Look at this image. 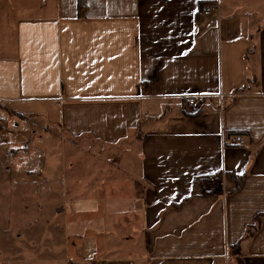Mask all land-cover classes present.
<instances>
[{"label": "crops", "instance_id": "crops-1", "mask_svg": "<svg viewBox=\"0 0 264 264\" xmlns=\"http://www.w3.org/2000/svg\"><path fill=\"white\" fill-rule=\"evenodd\" d=\"M79 1L0 0L6 262L264 264V0Z\"/></svg>", "mask_w": 264, "mask_h": 264}, {"label": "rangeland", "instance_id": "rangeland-1", "mask_svg": "<svg viewBox=\"0 0 264 264\" xmlns=\"http://www.w3.org/2000/svg\"><path fill=\"white\" fill-rule=\"evenodd\" d=\"M14 124H15V121L13 120L11 122V125L10 126L12 127V130L14 132L18 133V131L20 130V128L14 127ZM49 144H52L51 146H49V148H51L52 150H54L56 152H59L60 151L61 148H60V145L58 143H56V142H53V143L50 142ZM13 145H16V144L13 142ZM58 158L60 159V156H58ZM11 160L13 162H11ZM23 161H24V159L21 158V157H9L8 156L7 158H5L4 155L0 156V186L7 183L6 177H8V175H9V169L16 168L15 165L17 164V162L22 164ZM2 162H3V164H2ZM6 192H9V189H6ZM0 207L2 208L3 207V204H1ZM11 223H12L13 226L9 224L8 220H4V219H1L0 220V230L1 231L4 230V232L1 233V234L4 235L3 237H1V239L5 240L4 245L6 246L7 245L6 239L7 238H11V240L13 241V239H12L13 235H11V234H12L13 231H15V238H14V241L15 242L13 241V243H14V245H16V249L17 250L23 251L22 247L24 245V238H20V237L17 238L16 237V234H19V232H21V233L23 232L22 230H18L19 229L18 225H21V223H20V221H12ZM10 228H12V230ZM20 229H22V228H20ZM37 233L38 232L33 231L32 232V235L33 236L36 235V237H37L36 241L39 242L38 234ZM27 241H29L28 238H26V242ZM22 254L25 255V256L30 255L32 257H39V254L37 252H34V251H32V252H28L27 251L25 254H24V251H23ZM9 256H10V254L7 255V253L5 252V250H4L3 253H0V264H9V263L6 262V259Z\"/></svg>", "mask_w": 264, "mask_h": 264}, {"label": "built area", "instance_id": "built-area-1", "mask_svg": "<svg viewBox=\"0 0 264 264\" xmlns=\"http://www.w3.org/2000/svg\"><path fill=\"white\" fill-rule=\"evenodd\" d=\"M201 13L209 17H214V16L218 17L220 14V6L217 3L205 4L201 7ZM201 98L202 96L200 94H193L187 98L186 102L190 110L197 111L200 108ZM232 143L238 145H244L245 144L244 136L241 134H236L234 136V139L232 140Z\"/></svg>", "mask_w": 264, "mask_h": 264}, {"label": "trees", "instance_id": "trees-1", "mask_svg": "<svg viewBox=\"0 0 264 264\" xmlns=\"http://www.w3.org/2000/svg\"><path fill=\"white\" fill-rule=\"evenodd\" d=\"M85 6L83 0L79 1V8L80 10ZM242 179V176L239 177V182ZM264 218V214H259L255 220V224L251 225L247 228L245 237L249 238L253 235V233L261 226L262 220ZM230 251L232 254H240L241 253V245L240 242L235 243L234 245L230 246Z\"/></svg>", "mask_w": 264, "mask_h": 264}]
</instances>
